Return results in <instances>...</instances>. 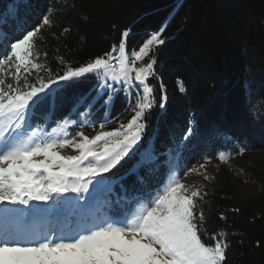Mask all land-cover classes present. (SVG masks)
Wrapping results in <instances>:
<instances>
[{
	"label": "snow or ice",
	"instance_id": "obj_1",
	"mask_svg": "<svg viewBox=\"0 0 264 264\" xmlns=\"http://www.w3.org/2000/svg\"><path fill=\"white\" fill-rule=\"evenodd\" d=\"M21 3L13 0L0 13V218L7 222L67 212L76 217V223L67 232L61 229L51 234L6 226L0 231V264H227L228 234L223 229L209 234L204 227L206 188L182 181L179 169L170 162L171 149L169 161L162 164L153 137L141 147L145 118L151 110L159 107V120L168 116L166 86L161 79L157 102V88L151 83L157 76L158 60L152 53L166 43L162 39L165 28L151 32L131 54L126 51L129 28L121 33L118 44L82 65L72 66L58 57L62 74L54 75L42 62L47 53H41L37 41H43V29L53 26L55 10L49 7L30 26L20 18ZM68 31L65 28L61 35ZM88 76L95 78L97 93L88 101V110L99 104L105 112L101 131L91 138L85 135L84 127L95 126L87 118L57 121L51 132L32 124L38 110L53 115L65 89ZM115 84L134 97L133 114L126 123L104 131L119 91ZM177 85L185 91L182 81ZM84 100L79 96L74 103ZM81 116L86 117L87 111ZM77 123L79 130L70 133V125ZM186 128L179 143L173 138L177 157L189 148L187 142L197 132L194 116ZM65 147L78 154L61 155L58 149ZM245 151L241 146L235 154ZM232 155L219 150L215 158L228 163ZM134 156L137 159L124 173L104 175ZM202 158L210 162L208 156ZM161 168L164 179L153 187L148 178L158 177ZM192 172L202 174L206 181L212 179L204 164L187 168L183 175ZM128 176L136 178L131 186L124 184ZM33 201L46 207L33 206ZM220 218L225 217L221 214Z\"/></svg>",
	"mask_w": 264,
	"mask_h": 264
},
{
	"label": "trees",
	"instance_id": "obj_2",
	"mask_svg": "<svg viewBox=\"0 0 264 264\" xmlns=\"http://www.w3.org/2000/svg\"><path fill=\"white\" fill-rule=\"evenodd\" d=\"M12 3L0 0V13ZM49 7L55 10L54 23L42 30L43 41L37 44L41 53H47L42 62L54 75L62 74L58 57L79 66L118 44L125 29H131L127 39L131 50L151 32L165 28L162 39L166 43L152 53L158 60L157 76L151 83L157 88V102L161 79L166 86L168 116L159 120L160 109L154 107L145 118L147 128L141 141L143 147L150 137L155 139L162 164L169 149L176 151L173 138L179 143L193 116L197 132L187 142L189 148L177 157L182 172L205 155L215 157L219 150L236 153L245 146L246 152H264V0H22L20 18L35 26ZM4 27L11 31L8 25ZM65 28L69 31L61 35ZM95 84L93 76L70 84L53 115L38 110L31 122L52 126L72 116L74 109L83 111L96 93ZM79 96L85 100L77 105L74 100ZM133 102L120 89L110 108V121L130 117ZM104 114L96 104L91 121L99 124ZM136 159L126 158L109 175L124 173ZM135 179L128 176L124 184L131 186ZM163 179V168L158 177L148 178L153 187ZM230 183L221 179L205 186L204 227L209 234L220 229L228 234L227 264H264V189L246 196Z\"/></svg>",
	"mask_w": 264,
	"mask_h": 264
},
{
	"label": "rangeland",
	"instance_id": "obj_3",
	"mask_svg": "<svg viewBox=\"0 0 264 264\" xmlns=\"http://www.w3.org/2000/svg\"><path fill=\"white\" fill-rule=\"evenodd\" d=\"M181 2H183V0H180V3ZM147 38L148 36L145 39ZM138 48L139 46L137 48H132L131 50H128L126 48V51L128 54H131L133 51L138 50ZM2 50L3 49L0 48V51ZM145 62L146 60L138 62L137 66H140L142 63H145ZM114 87L118 90L122 89L119 84H115ZM132 91L133 92L136 91L135 87H133ZM96 95L97 93H95L93 97H95ZM127 95L130 98V100L134 99V97L131 94H127ZM134 103H135V99H134L133 104ZM88 108H89V105H87L84 108V110L81 112H77L74 109L72 111V116H69L67 119L71 121H82L85 118L91 120V109L88 110ZM130 110H131V107H130ZM86 111H87V116L86 117L81 116V113H85ZM132 114L133 113L131 112V115ZM104 117H105V114H104ZM130 117H128L125 120H119V121H116L115 123H112L108 116L107 119L109 123L106 125V127L103 130L108 131V130L117 128L120 123H126ZM63 120H60L59 122H62ZM33 125H38V124H33ZM42 126L47 128V130L51 132L52 128L56 127V123L52 126H47L46 124ZM79 127H80L79 123L72 124L69 127V132L71 133V132L78 131ZM83 130H84L85 135L89 136L90 138L94 136L97 132L101 131V129L99 128V124H95L94 127L86 126L84 127ZM58 151L60 152L61 155H64V156L78 154L77 152L73 151L71 147H65L63 149H58ZM168 152H167V161H169L170 159ZM170 162L171 164L177 166V168L179 169V174L182 178V181L190 185H197V186L203 185L204 187L213 186V185H216L219 180L224 179L226 182L230 181L231 182L230 185L238 193L242 195H246V196L257 195L260 193L261 190L264 189V152H246L245 151L242 155H237L233 153L228 163H221L215 157L210 158V162H207V163L205 162V160L198 162L195 165L204 164L207 170V174L210 177H212V179L208 181L203 179L202 174H197L195 172L189 173L187 177H184L183 175L184 171L183 172L181 171V168L179 167L177 163V150L176 151L171 150ZM115 169H112L111 172ZM238 171H240V173L243 174V175L240 174L241 178H239L236 175V173L239 175ZM104 175H109V173L104 174ZM66 195L75 196V194H66ZM85 196H87V194H85ZM81 203H83V201H81ZM31 204L37 207H46L41 202L33 201L31 202ZM9 207H23V206H9ZM75 223H76V217L68 216L67 212H62L59 214L54 213L52 215H35V216L28 215V216L23 217L22 220H18L16 218H10L7 222L3 218H0V231H2L7 226L8 228H11V229L22 228L24 230L31 231V232H36V233L48 232L49 234H51L54 231L59 232L61 229L67 232L69 229L75 227Z\"/></svg>",
	"mask_w": 264,
	"mask_h": 264
}]
</instances>
